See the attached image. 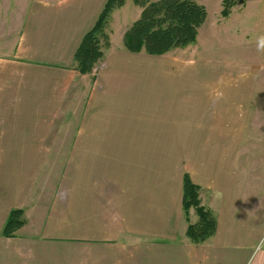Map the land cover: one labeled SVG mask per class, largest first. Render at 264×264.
<instances>
[{
    "label": "crops",
    "instance_id": "1",
    "mask_svg": "<svg viewBox=\"0 0 264 264\" xmlns=\"http://www.w3.org/2000/svg\"><path fill=\"white\" fill-rule=\"evenodd\" d=\"M106 1L28 4L19 36L0 39V264H200L202 246L222 241L237 181L212 168L236 161L235 93L213 103L222 89L196 78L195 60L124 45L81 73L75 52ZM67 103L80 125L56 128ZM185 175L220 208L203 245L186 234ZM14 209L25 223L5 236Z\"/></svg>",
    "mask_w": 264,
    "mask_h": 264
},
{
    "label": "rangeland",
    "instance_id": "2",
    "mask_svg": "<svg viewBox=\"0 0 264 264\" xmlns=\"http://www.w3.org/2000/svg\"><path fill=\"white\" fill-rule=\"evenodd\" d=\"M41 1L55 2L0 0V39L19 36L22 23L31 10L27 5ZM194 1L203 6L207 14L198 28L195 43L159 55L158 62L179 60L190 63L195 60V69L199 72L196 78L218 80L222 89L220 97L210 92L209 99L213 103L218 99L225 100L227 89L228 92L232 90L235 94L228 107L237 110V115H244L238 119L236 161L233 155L231 163L221 165V160L217 159L213 162L212 171L216 175L226 173L237 183L233 185L231 201L224 202L225 215L221 217L219 233L222 241L215 245L214 240H208L210 242L202 246L206 260L200 264H264V0H237L227 16L222 14L224 0ZM142 9L133 0H126L123 6L113 10L105 27L110 46H104V36L101 40L104 54L113 48H122L125 32L140 18ZM102 62L103 58L97 64ZM235 99L236 103L233 102ZM70 105H63L65 110L56 120V128L80 125L78 113L70 110ZM82 105L83 102L78 106L81 108ZM219 209L209 210L216 216ZM188 220L189 223L199 220L195 207L190 208ZM213 247L222 252L211 261Z\"/></svg>",
    "mask_w": 264,
    "mask_h": 264
},
{
    "label": "trees",
    "instance_id": "3",
    "mask_svg": "<svg viewBox=\"0 0 264 264\" xmlns=\"http://www.w3.org/2000/svg\"><path fill=\"white\" fill-rule=\"evenodd\" d=\"M141 6L140 18L125 32L124 46L131 53L145 52L159 56L176 48H184L195 43L198 28L206 19V10L194 0H133ZM126 0H107L95 25L83 36L75 52L76 68L81 73H90L103 58L101 40L105 37L106 47L110 41L105 33L108 17L114 9L125 4ZM237 0H224L222 14L227 16ZM103 39V40H104ZM195 207L199 216L196 223H189L187 236L196 245L203 244L215 235L217 220L213 213L199 198V187L192 183L188 175L184 177L183 208L188 220V212ZM23 210L14 209L10 212L3 234L15 235L23 226Z\"/></svg>",
    "mask_w": 264,
    "mask_h": 264
}]
</instances>
